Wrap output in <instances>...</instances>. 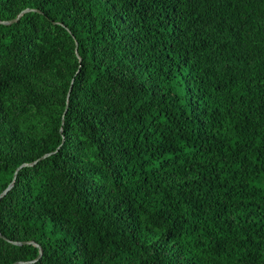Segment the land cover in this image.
<instances>
[{"label": "trees", "instance_id": "16d2710c", "mask_svg": "<svg viewBox=\"0 0 264 264\" xmlns=\"http://www.w3.org/2000/svg\"><path fill=\"white\" fill-rule=\"evenodd\" d=\"M27 8L0 23V194L50 155L0 202V264H264V0L0 20Z\"/></svg>", "mask_w": 264, "mask_h": 264}, {"label": "water", "instance_id": "95a60500", "mask_svg": "<svg viewBox=\"0 0 264 264\" xmlns=\"http://www.w3.org/2000/svg\"><path fill=\"white\" fill-rule=\"evenodd\" d=\"M28 11H30V9L27 8V9L23 10V11H22V12H21V13L15 18V19H12V20H5V21L0 20V23H5V24H11V23H14V22L20 20V18H21L26 12H28ZM77 49H78V47H77ZM73 83H74V80L72 81V85H71L70 90H69V93H68V99H69V97H70V94H71V91H72V88H73ZM67 108H68V106H67ZM67 108H66V110H67ZM63 122H64V119H63ZM61 130H63V128H62ZM48 155H50V153H49V154H45L44 156H42L41 158L37 159V160L34 161L33 163H25V164L21 165V166L16 170L12 182H11V183L9 184V186H8V187H7V188H6V189L0 194V202H1L2 198L5 197V196L8 194V192L14 187V185H15V183H16V180H17L18 172H19V170H20L22 167H24V166H29V165H31V166H32V165H35L38 161L44 159V158L47 157ZM0 235H2L1 232H0ZM10 241L13 242V243H15V244H22V243H24V242H19V241H12V240H10ZM28 243H33L34 245H36V246L39 247V250H40L39 256H38L36 259L32 260V261H16V262H14L13 264H30V263H32V262H36L37 260H39V259L42 257V254H43V248H42L38 243H36V242H34V241H29Z\"/></svg>", "mask_w": 264, "mask_h": 264}]
</instances>
